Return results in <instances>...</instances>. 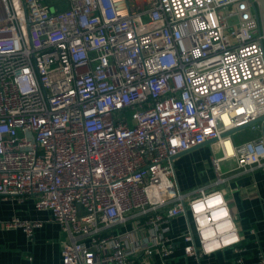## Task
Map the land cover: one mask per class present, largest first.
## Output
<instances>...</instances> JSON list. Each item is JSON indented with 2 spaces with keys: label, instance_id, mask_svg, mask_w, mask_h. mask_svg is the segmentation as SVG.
<instances>
[{
  "label": "built area",
  "instance_id": "built-area-1",
  "mask_svg": "<svg viewBox=\"0 0 264 264\" xmlns=\"http://www.w3.org/2000/svg\"><path fill=\"white\" fill-rule=\"evenodd\" d=\"M255 6L0 0V197L50 213L67 237L60 264H168L179 217L186 256L239 250L221 186L264 170L263 134L225 135L264 115ZM211 140L216 178L184 191L176 157ZM42 225L0 218L29 237Z\"/></svg>",
  "mask_w": 264,
  "mask_h": 264
},
{
  "label": "crops",
  "instance_id": "crops-1",
  "mask_svg": "<svg viewBox=\"0 0 264 264\" xmlns=\"http://www.w3.org/2000/svg\"><path fill=\"white\" fill-rule=\"evenodd\" d=\"M216 148V143H209L176 157V170L178 166H190V176L196 186L214 180L216 172L212 158L217 155ZM230 164L228 161L223 163L225 170ZM221 187L239 225L242 237L239 250L225 248L201 258L186 256L185 242L180 235L187 225L185 219L179 217L170 226V235L178 242L168 264H264V170L230 177ZM14 216L42 220L43 225L36 228L32 237L27 236L21 228L0 227V264H60L63 241L67 237L59 224L50 219V213L37 209L33 199L20 202L0 197V218L10 219ZM156 259L159 261V257Z\"/></svg>",
  "mask_w": 264,
  "mask_h": 264
},
{
  "label": "water",
  "instance_id": "water-1",
  "mask_svg": "<svg viewBox=\"0 0 264 264\" xmlns=\"http://www.w3.org/2000/svg\"><path fill=\"white\" fill-rule=\"evenodd\" d=\"M255 11L257 13V16H258V19H259V22H260V31L264 32V0H259V6H255ZM257 123L261 124V132L264 135V115L255 118L254 120H252L251 122H249L246 125L239 126V127H236L234 129L228 131L225 135H231V134H233V133H235V132H237V131H239L241 129H244L245 127H248L250 125L257 124ZM212 142H213L212 140L211 141H207L206 143H203L202 145H199L198 147L207 145V144L212 143ZM198 147H196V148H198ZM184 153H186V152H183L180 155H182Z\"/></svg>",
  "mask_w": 264,
  "mask_h": 264
},
{
  "label": "rangeland",
  "instance_id": "rangeland-1",
  "mask_svg": "<svg viewBox=\"0 0 264 264\" xmlns=\"http://www.w3.org/2000/svg\"><path fill=\"white\" fill-rule=\"evenodd\" d=\"M249 130L250 131H256L257 132L259 129H254L253 127H250ZM248 139H250V138H248ZM244 140H247V139H244ZM224 169H225V167H224ZM177 171H178V177L180 179L182 188L184 190H186V189L191 190V189L197 187L196 186L197 184L192 181V178L190 176V174L192 175L191 170H190V166H187L186 168L178 166L177 167Z\"/></svg>",
  "mask_w": 264,
  "mask_h": 264
},
{
  "label": "trees",
  "instance_id": "trees-1",
  "mask_svg": "<svg viewBox=\"0 0 264 264\" xmlns=\"http://www.w3.org/2000/svg\"><path fill=\"white\" fill-rule=\"evenodd\" d=\"M250 128L241 129L233 134V139L235 143H239L244 139L253 138L260 134V131H250Z\"/></svg>",
  "mask_w": 264,
  "mask_h": 264
},
{
  "label": "bare ground",
  "instance_id": "bare-ground-1",
  "mask_svg": "<svg viewBox=\"0 0 264 264\" xmlns=\"http://www.w3.org/2000/svg\"><path fill=\"white\" fill-rule=\"evenodd\" d=\"M222 144H223L224 148L227 149L228 153H232V151H233V143H232V141L230 139L222 140Z\"/></svg>",
  "mask_w": 264,
  "mask_h": 264
}]
</instances>
